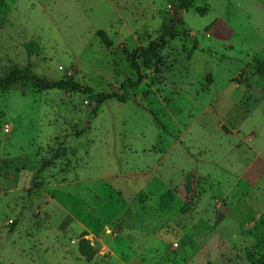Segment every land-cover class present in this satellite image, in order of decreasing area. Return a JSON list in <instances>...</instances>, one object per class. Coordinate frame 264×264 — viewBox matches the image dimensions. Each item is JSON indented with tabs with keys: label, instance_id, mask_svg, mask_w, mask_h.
I'll list each match as a JSON object with an SVG mask.
<instances>
[{
	"label": "rangeland",
	"instance_id": "1",
	"mask_svg": "<svg viewBox=\"0 0 264 264\" xmlns=\"http://www.w3.org/2000/svg\"><path fill=\"white\" fill-rule=\"evenodd\" d=\"M178 1L0 0V76L125 91L0 89V264H264V0H194L132 68Z\"/></svg>",
	"mask_w": 264,
	"mask_h": 264
},
{
	"label": "trees",
	"instance_id": "2",
	"mask_svg": "<svg viewBox=\"0 0 264 264\" xmlns=\"http://www.w3.org/2000/svg\"><path fill=\"white\" fill-rule=\"evenodd\" d=\"M194 0H179L177 9L187 11L193 7ZM207 11V8H199V13L204 14ZM182 22L178 20L176 23H171L164 28L157 39L151 41L147 46L140 47L133 50L123 49L126 60L130 63L131 67L138 70L139 63L138 59L151 60L159 59L160 51L166 47L168 41L172 39L175 35H181L183 37H188L189 32L187 30L179 32L176 29V25H180ZM195 46V45H194ZM257 71L264 73V64H257ZM19 81H28L35 88L40 90L48 89H69L76 92H81L88 94L91 97V100L94 103V107L98 108L102 103L110 99H116L120 102L125 101V91L121 94L119 93H93L92 89L88 86H83L72 78H64L59 80H48L46 78L40 77L34 73L29 66L19 67L18 65L12 66L8 69L3 75L0 76V89H7L16 82ZM83 252V250H82ZM253 262L258 258H254L253 255H250Z\"/></svg>",
	"mask_w": 264,
	"mask_h": 264
},
{
	"label": "water",
	"instance_id": "3",
	"mask_svg": "<svg viewBox=\"0 0 264 264\" xmlns=\"http://www.w3.org/2000/svg\"><path fill=\"white\" fill-rule=\"evenodd\" d=\"M182 13H183V10H178L177 15H176L173 23H176L179 19L182 18Z\"/></svg>",
	"mask_w": 264,
	"mask_h": 264
}]
</instances>
